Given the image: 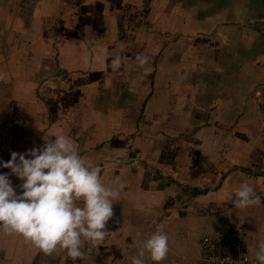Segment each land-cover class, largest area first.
I'll return each instance as SVG.
<instances>
[{
	"label": "crops",
	"instance_id": "1",
	"mask_svg": "<svg viewBox=\"0 0 264 264\" xmlns=\"http://www.w3.org/2000/svg\"><path fill=\"white\" fill-rule=\"evenodd\" d=\"M263 97L264 0H0V160L63 133L122 185L107 237L81 258L0 231V264H131L156 231L169 246L159 264H211L202 240L232 226L241 264H257ZM243 182L260 202L237 209Z\"/></svg>",
	"mask_w": 264,
	"mask_h": 264
},
{
	"label": "clouds",
	"instance_id": "2",
	"mask_svg": "<svg viewBox=\"0 0 264 264\" xmlns=\"http://www.w3.org/2000/svg\"><path fill=\"white\" fill-rule=\"evenodd\" d=\"M148 59L138 56L140 64ZM119 63L117 56L114 64L118 67ZM52 136L54 139L45 137L41 148L12 152L10 159L0 160V168L10 169L22 181V191L17 193L9 173L0 172V231L22 237L45 255L63 250L75 261L84 255L85 241L98 246L107 237L106 225L122 185L103 182L100 169L85 163L69 136ZM234 196L231 202L237 209L260 202L247 182L239 185ZM168 250L167 234L153 232L131 257V264H159ZM254 258L257 264H264V241L258 243Z\"/></svg>",
	"mask_w": 264,
	"mask_h": 264
},
{
	"label": "rangeland",
	"instance_id": "3",
	"mask_svg": "<svg viewBox=\"0 0 264 264\" xmlns=\"http://www.w3.org/2000/svg\"><path fill=\"white\" fill-rule=\"evenodd\" d=\"M259 103L260 105H264V100L259 101ZM238 231H240L243 236L242 241L239 242L240 243L239 248L238 245L233 243L236 241L232 239L233 237L232 234ZM244 238H245V233L242 227H236V226L229 227L226 231L219 233V235L202 240L201 247H202L203 257L211 264L247 263L246 261L247 259L245 255ZM210 245L211 247L209 248Z\"/></svg>",
	"mask_w": 264,
	"mask_h": 264
},
{
	"label": "built area",
	"instance_id": "4",
	"mask_svg": "<svg viewBox=\"0 0 264 264\" xmlns=\"http://www.w3.org/2000/svg\"><path fill=\"white\" fill-rule=\"evenodd\" d=\"M232 236H233L232 239L236 241V242H233V243H235L236 245H238V248H239L240 247V243L239 242H241L242 241V238H243L242 233L240 231L234 232L232 234ZM210 247H211V245L209 246V248ZM238 251H239V249H238Z\"/></svg>",
	"mask_w": 264,
	"mask_h": 264
},
{
	"label": "trees",
	"instance_id": "5",
	"mask_svg": "<svg viewBox=\"0 0 264 264\" xmlns=\"http://www.w3.org/2000/svg\"><path fill=\"white\" fill-rule=\"evenodd\" d=\"M234 168H238V169H241V170H245V169H244V168H242V167H236V166H235Z\"/></svg>",
	"mask_w": 264,
	"mask_h": 264
}]
</instances>
